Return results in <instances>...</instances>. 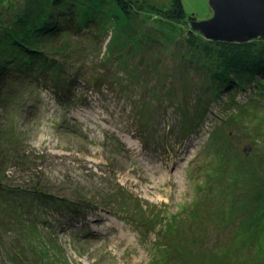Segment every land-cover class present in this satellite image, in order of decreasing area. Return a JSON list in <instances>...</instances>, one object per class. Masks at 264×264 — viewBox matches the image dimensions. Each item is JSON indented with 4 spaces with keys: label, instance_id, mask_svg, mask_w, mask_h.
Here are the masks:
<instances>
[{
    "label": "rangeland",
    "instance_id": "1",
    "mask_svg": "<svg viewBox=\"0 0 264 264\" xmlns=\"http://www.w3.org/2000/svg\"><path fill=\"white\" fill-rule=\"evenodd\" d=\"M149 1L0 0V264H264V69L208 82V0Z\"/></svg>",
    "mask_w": 264,
    "mask_h": 264
},
{
    "label": "trees",
    "instance_id": "2",
    "mask_svg": "<svg viewBox=\"0 0 264 264\" xmlns=\"http://www.w3.org/2000/svg\"><path fill=\"white\" fill-rule=\"evenodd\" d=\"M146 2V4L150 5V1L149 0H144ZM136 4V3H135ZM140 5V4H139ZM130 7V6H128ZM151 10L152 12L158 13L161 16H164L165 18H171L173 20H178V19H186V18H190L193 19V17L191 15H186L184 7H183V3L181 2V0H170L168 5L165 7H160V6H151ZM127 9V8H126ZM52 20L53 21H48V23L46 24V26L40 29V32L42 33H47L50 36L57 34V32H59V29H62V27L65 25V23H60V21H62L63 19L58 17L55 19L54 16H52ZM52 23V24H50ZM193 21H189V23H186L187 26H190V24H192ZM41 33V34H42ZM187 35V39H185V41L188 43L189 42V49L193 48L198 52L199 55L197 57H194L193 59H189V57L185 56L184 60L187 61V64L189 62H192V70L197 71L198 73L200 72L199 69L204 70L207 72L209 79L207 78V81L210 82V78H211V74L212 72H214V70L216 69L218 72L222 73V68L223 70H226L227 68H232V70L234 71L235 68H237L238 66H241L244 71H246V74H254V76L256 77L259 73L260 70L264 69V59H261L259 57V59L255 62H252L253 60L257 59L258 57L254 54V52H259L263 51L264 52V40L259 39V40H253L248 42L247 44H229V43H220V42H208L205 41L203 39V37H201L199 34H197L196 32H192V30H188ZM202 53H201V52ZM218 59L219 61H216V59ZM203 58H208V59H215L216 64H212L210 62H206L204 63ZM199 59H201L202 61L199 62ZM212 60V59H211ZM262 60V61H261ZM15 62H11L10 65L7 66V71H6V75H4V79L11 77V78H23L25 74H30L29 71H31V68H29L28 72L23 74L21 72H24V69L26 67H23V65H25V63L16 65L14 64ZM14 64V65H12ZM218 64H220L221 66L218 67ZM222 67V68H221ZM256 71H258L256 73ZM185 75H190V72H187L186 70H184ZM228 77V79H224L222 82L225 87L226 86H230L231 84H234L236 81H234V79H229L231 77V75L229 73H227L226 75ZM218 79V77H217ZM213 80H214V76H213ZM211 83V82H210ZM176 84H178L179 86L181 84L184 85V83L182 82H177ZM4 85V84H3ZM2 85V86H3ZM15 86L14 84H10V88ZM186 86V85H185ZM26 90L24 92L20 91V93L16 96L17 99L22 97V94L25 93ZM169 96V95H168ZM55 97L59 100H68L72 103V101L70 99H68L67 97H58L55 95ZM24 97H22L23 99ZM61 103L65 106H67V102L64 103L61 101ZM70 104V103H69Z\"/></svg>",
    "mask_w": 264,
    "mask_h": 264
},
{
    "label": "water",
    "instance_id": "3",
    "mask_svg": "<svg viewBox=\"0 0 264 264\" xmlns=\"http://www.w3.org/2000/svg\"><path fill=\"white\" fill-rule=\"evenodd\" d=\"M212 16L191 26L209 42L264 40V0H208Z\"/></svg>",
    "mask_w": 264,
    "mask_h": 264
},
{
    "label": "bare ground",
    "instance_id": "4",
    "mask_svg": "<svg viewBox=\"0 0 264 264\" xmlns=\"http://www.w3.org/2000/svg\"><path fill=\"white\" fill-rule=\"evenodd\" d=\"M87 14V13H86ZM190 26H191V24H190ZM191 27H193V26H191ZM120 28H121V26L120 27H116V29H118V31L120 30ZM234 45H236V44H234ZM123 48H124V46H123ZM126 54V53H125ZM67 108H69V106H65V109H67ZM169 131H171V130H169ZM247 132V131H246ZM190 150V149H189ZM257 157L258 158H261V159H264V154L263 153H259V154H257ZM261 162H259V165H264V161H262V160H260ZM254 163H256V161H254ZM248 167H249V165H248ZM246 169H248V168H245V170ZM175 171H176V174H179V172H180V168H177V169H175ZM248 174V172H246V171H242V175L240 176V180L242 181L243 179V177H245V176H248L247 175ZM240 182V181H239ZM243 182V181H242ZM242 182H240V183H242ZM220 186V185H219ZM204 191H208L209 190V186H208V188H204L203 189ZM232 194H234V193H232ZM249 208V207H248ZM234 214H236V218H240L239 217V212L238 211H235V212H230L229 213V215L226 217V218H224V219H226V221H227V223H229L230 224V219H231V217L234 215ZM181 217L180 216H177V220H179ZM174 223V222H173ZM120 226H122V225H120ZM39 227V226H38ZM40 228V227H39ZM120 228V227H119ZM41 229V228H40ZM106 229V228H105ZM42 230L43 231H45L43 228H42ZM100 230V229H99ZM100 231H102V230H100ZM109 231V230H108ZM103 232V231H102ZM100 233V232H99ZM109 234H111V232L109 233ZM123 236V235H122ZM79 240H82V239H79Z\"/></svg>",
    "mask_w": 264,
    "mask_h": 264
}]
</instances>
